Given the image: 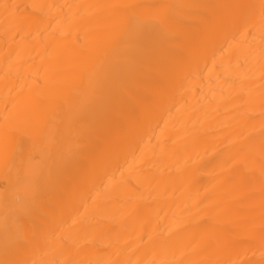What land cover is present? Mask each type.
I'll list each match as a JSON object with an SVG mask.
<instances>
[{
    "label": "bare ground",
    "instance_id": "bare-ground-1",
    "mask_svg": "<svg viewBox=\"0 0 264 264\" xmlns=\"http://www.w3.org/2000/svg\"><path fill=\"white\" fill-rule=\"evenodd\" d=\"M0 264H264V0H0Z\"/></svg>",
    "mask_w": 264,
    "mask_h": 264
}]
</instances>
